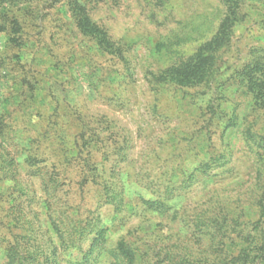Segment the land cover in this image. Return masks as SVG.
<instances>
[{
  "label": "rangeland",
  "instance_id": "374dc122",
  "mask_svg": "<svg viewBox=\"0 0 264 264\" xmlns=\"http://www.w3.org/2000/svg\"><path fill=\"white\" fill-rule=\"evenodd\" d=\"M263 206L264 0H0V264H264Z\"/></svg>",
  "mask_w": 264,
  "mask_h": 264
},
{
  "label": "trees",
  "instance_id": "16d2710c",
  "mask_svg": "<svg viewBox=\"0 0 264 264\" xmlns=\"http://www.w3.org/2000/svg\"><path fill=\"white\" fill-rule=\"evenodd\" d=\"M262 209H264V206L262 207ZM119 249L123 252V254L125 255L127 254L126 251H124L122 244L120 245ZM248 256L249 254L247 253L245 249H242L238 255L239 259H242L243 261H245Z\"/></svg>",
  "mask_w": 264,
  "mask_h": 264
}]
</instances>
